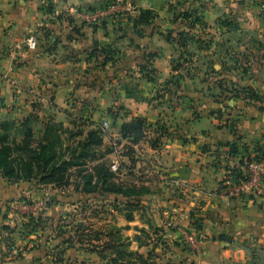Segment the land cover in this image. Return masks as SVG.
<instances>
[{"label": "crops", "instance_id": "0c3cea01", "mask_svg": "<svg viewBox=\"0 0 264 264\" xmlns=\"http://www.w3.org/2000/svg\"><path fill=\"white\" fill-rule=\"evenodd\" d=\"M128 1L131 13L101 27L80 14L108 0H0V121L34 116L44 130L111 123L119 149L145 146L158 156L157 180L180 215L166 238L187 245L178 248L182 262L264 264V196L221 190L232 146L236 159L264 149V0ZM196 16L204 25L191 29ZM99 50L111 59L97 61ZM137 118L152 127L139 143L123 139V125ZM55 189L0 175V212L19 203L52 220L28 234L0 219V264H65L61 250L66 262L81 257L52 229L68 211L53 203Z\"/></svg>", "mask_w": 264, "mask_h": 264}, {"label": "rangeland", "instance_id": "374dc122", "mask_svg": "<svg viewBox=\"0 0 264 264\" xmlns=\"http://www.w3.org/2000/svg\"><path fill=\"white\" fill-rule=\"evenodd\" d=\"M123 16L117 18L123 19ZM33 126L36 138L42 140L44 127L39 121ZM76 126L72 132L59 129V142L55 139V132L49 135V143L53 146L47 153L56 155V164L52 165L69 169L61 172L64 186L51 185L60 192L53 203L68 210L52 229L63 244L65 240L75 242L70 247L64 244V248L68 246L83 252L80 258L70 257L66 262L64 250H61L57 261L65 264H114L110 261L114 258L115 264H180L184 258L179 249L187 245L173 244L175 240L166 238L178 229L180 215L174 213L175 206L171 203L174 194L157 180L158 156L146 152L145 146L135 149L126 145L119 149L122 142L112 139L111 128L104 131L101 127ZM17 140H22L20 132ZM115 159L120 162L117 170L113 169ZM2 173L0 171L3 176ZM23 200L31 204L25 198ZM47 203L49 205L50 200ZM12 204L4 213L0 212V219L23 228L21 224L35 216V210L32 212V209L28 211L21 207L13 210ZM201 206L196 207L194 215H200ZM43 210L39 214L44 213ZM171 221L175 225L168 226ZM50 222L52 220L48 224ZM128 251L132 255H120V252Z\"/></svg>", "mask_w": 264, "mask_h": 264}, {"label": "trees", "instance_id": "16d2710c", "mask_svg": "<svg viewBox=\"0 0 264 264\" xmlns=\"http://www.w3.org/2000/svg\"><path fill=\"white\" fill-rule=\"evenodd\" d=\"M192 16L185 15L186 20ZM196 24L204 25L201 19L196 16L192 19V24L190 28H194ZM194 25V26H193ZM183 38V37H182ZM105 54V60L103 63L108 62L110 54L108 51L99 50ZM98 53V52H97ZM97 53H94L95 55ZM96 57V56H95ZM251 99H258L253 94H250ZM39 120L30 116L24 121H14L6 120L0 121V171H2L3 176L12 181H37L39 183H45L53 186H64L61 172L62 170L69 171L68 168L63 169L62 166L56 167L55 157L56 155H49L47 151L53 146L49 143V135L52 132H55V139L57 142L61 140L59 129H64L62 124H50L46 130H44V138L38 140L35 133V122ZM151 125H148L143 119L137 118L133 123L124 124L122 127V138L123 139H133L135 143H139L144 139L146 133L151 128ZM67 132H72L71 130H66ZM20 132L22 135V140H17V134ZM160 134V133H159ZM164 136V133L156 137L151 145L154 148H157L161 144V138ZM256 153L262 157L264 160V149H257ZM230 154L233 157H237L240 154L237 146H232ZM247 155V154H245ZM244 155V156H245ZM250 155H247L249 157ZM68 184V182H65ZM49 219L42 218L40 216H30L28 221L22 223V230L24 233H35L39 228H43L48 225ZM198 225V223L196 224ZM4 229L10 230L9 226H4ZM28 231V232H27ZM7 242L10 239H6ZM64 244L74 246L75 242L73 240H65ZM131 252V251H130ZM128 252H120V255H127ZM129 255H132L129 253ZM150 257V252L148 254ZM110 261L116 260L111 259ZM147 260H144L146 262ZM114 263V264H115ZM111 264H113L111 262ZM180 264H188L181 262ZM251 264H259L255 257L252 259Z\"/></svg>", "mask_w": 264, "mask_h": 264}, {"label": "built area", "instance_id": "2783aa9c", "mask_svg": "<svg viewBox=\"0 0 264 264\" xmlns=\"http://www.w3.org/2000/svg\"><path fill=\"white\" fill-rule=\"evenodd\" d=\"M53 1L51 0V2ZM133 10V4L128 0H108L104 6L92 11L82 12L80 15L87 25L101 26L112 19H116L119 15L131 13ZM27 46L29 50L36 51L39 47L37 36L32 35L28 39ZM96 59L103 63L105 54L99 51ZM100 127L104 131H109L111 124L105 121ZM225 160L229 163L221 183V190L225 196L233 199L240 198L244 194H250L254 198L264 196V160H262L259 153L252 154L249 157L245 155L239 159L228 154ZM119 168L118 163L113 164L114 170ZM185 190L186 188L182 187V191ZM20 205L19 203H13L12 209H18L21 207ZM39 216L45 218L43 213ZM173 225H175L174 221L169 222V226Z\"/></svg>", "mask_w": 264, "mask_h": 264}]
</instances>
